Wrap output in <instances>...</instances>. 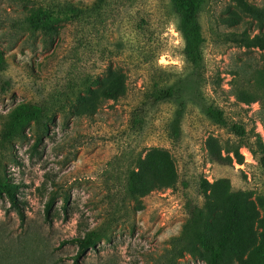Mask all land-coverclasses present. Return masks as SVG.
Masks as SVG:
<instances>
[{
	"label": "rangeland",
	"instance_id": "1",
	"mask_svg": "<svg viewBox=\"0 0 264 264\" xmlns=\"http://www.w3.org/2000/svg\"><path fill=\"white\" fill-rule=\"evenodd\" d=\"M250 2L264 12V0ZM65 4L78 9L75 21L50 33L26 29L31 11ZM201 14L202 91L246 135L189 104L174 148L171 104L142 128L129 124L144 93L188 69L173 0H0V131L19 104L43 113L0 144V174L17 186L22 214L0 197V264H168L173 240L196 219L225 246L217 264H240L262 242L264 52L225 42L250 20L232 1L206 0ZM249 26L251 37L264 32V22ZM110 86L121 87L119 98L101 96ZM238 145L240 164L225 150ZM143 161L165 169L171 186L157 188ZM89 232L97 240L80 257L63 243ZM197 244L200 254L177 264H210Z\"/></svg>",
	"mask_w": 264,
	"mask_h": 264
},
{
	"label": "trees",
	"instance_id": "2",
	"mask_svg": "<svg viewBox=\"0 0 264 264\" xmlns=\"http://www.w3.org/2000/svg\"><path fill=\"white\" fill-rule=\"evenodd\" d=\"M206 0H173V14L175 16V28L181 34L184 40L183 58L188 65V69L181 75L174 77L168 83L156 87L153 91H148L143 95V102L133 110L129 124L131 128H142L148 119L150 113L159 105L169 103L174 110L167 123L166 134L171 145L177 148L182 143V123L187 106L190 104L195 107L199 113L213 125L226 129L238 139H243L246 135L244 128L236 123H229L225 117L224 111L211 102L203 93L202 84V66H203V47L205 37L201 25V7ZM237 9L250 20L246 22L248 27L242 31H230L225 35V42L231 46L244 49H257L264 52V32L253 37L250 36V26L264 22V12L251 4L250 0H230ZM79 11L76 7L65 4L55 8L38 7L31 11L26 18L25 25L31 32L43 31L50 33L53 26L60 23L75 21ZM0 61L2 62L1 56ZM262 71V70H260ZM216 86L219 83H214ZM121 87H108L101 92L105 99L115 100L119 98ZM92 92V91H90ZM240 93H243L241 91ZM238 93V96L239 94ZM246 93V92H245ZM43 113L39 107L28 103L19 104L11 111L5 120L0 131V144L5 146L20 136L23 128L31 121L39 123ZM260 146L263 147L262 144ZM236 147L227 146L226 152L231 154L237 163H242V155ZM142 170L146 172L157 188L169 187L173 182L171 175H166L160 167H152L150 163L143 161ZM264 166V159H262ZM205 184H207L205 182ZM16 185L9 182L0 174V197H6L12 206L22 214L17 205L15 197ZM207 228L202 226L200 219L194 220L189 224L188 230L184 231L179 237L175 238L174 254L168 264H177L176 259L187 253L191 256L200 254L198 244L208 251L211 256L210 264H217L223 259L225 246L213 244L207 238ZM97 240L94 232H89L81 238H73L64 241L76 244L78 247V257L85 254L88 248L93 247ZM62 243V245H63ZM240 264H264V238L262 242L254 247L244 259H239Z\"/></svg>",
	"mask_w": 264,
	"mask_h": 264
}]
</instances>
